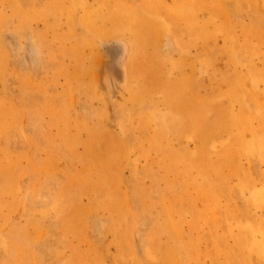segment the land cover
<instances>
[{
  "label": "rangeland",
  "instance_id": "1",
  "mask_svg": "<svg viewBox=\"0 0 264 264\" xmlns=\"http://www.w3.org/2000/svg\"><path fill=\"white\" fill-rule=\"evenodd\" d=\"M0 264H264V0H0Z\"/></svg>",
  "mask_w": 264,
  "mask_h": 264
}]
</instances>
